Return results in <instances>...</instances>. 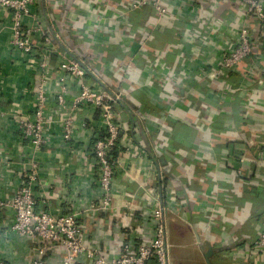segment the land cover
Instances as JSON below:
<instances>
[{"label":"crops","instance_id":"obj_1","mask_svg":"<svg viewBox=\"0 0 264 264\" xmlns=\"http://www.w3.org/2000/svg\"><path fill=\"white\" fill-rule=\"evenodd\" d=\"M135 1L38 0L25 19L31 23L36 17L48 34H58L60 51L89 62L90 70L102 61L96 68L103 72L95 74L109 98L118 97L117 112L125 118L118 145L126 182L118 185L114 209L86 211L89 200L100 195L93 146L88 133L77 129L70 143L62 141L67 111L47 101L49 147L33 150L19 139L17 123L32 116L39 77L31 59L12 53L9 19L0 28V154L9 163L0 170V197L10 195L17 179L32 172L29 163L37 161L36 211L79 213L89 242L109 253L136 231L142 243L148 241L151 229L141 216L148 207L137 201L152 199L151 190L160 196L165 180L164 220L178 221L190 233L184 246V231L176 230V248H195V264H206L208 248L211 264H264V251L253 254L249 245L253 233L264 229V48L255 43L229 73L221 68L239 22L248 28L254 23L243 18L240 0H179L160 19L147 5L125 11ZM48 78L50 98L55 86L53 75ZM74 117L89 124L95 115ZM180 201L187 210L183 216L172 209ZM10 216L0 212V261L30 264V243L8 232ZM213 247L225 251L216 255ZM182 258L188 256L173 253L171 260L191 263ZM45 264H61V258L49 253Z\"/></svg>","mask_w":264,"mask_h":264},{"label":"built area","instance_id":"obj_2","mask_svg":"<svg viewBox=\"0 0 264 264\" xmlns=\"http://www.w3.org/2000/svg\"><path fill=\"white\" fill-rule=\"evenodd\" d=\"M178 1L139 0L130 3L124 9L132 12L139 6L147 5L160 19L166 14L168 4ZM37 4L38 0H0V28L5 24L4 20L9 19L12 53L22 54L31 59L36 65L35 70L39 77L32 116L25 121H18L19 134L33 150L39 151L43 147H49L51 139L46 131L47 101L55 110L67 111V116L61 120L62 141L70 143L76 129L87 132L94 140L92 156L100 195L89 200L86 211L93 214L108 212L115 207L113 202L119 183L126 182L125 163L120 160L123 158L118 157L112 161L109 155L116 143H119V131L123 128L121 116L114 109L118 97L110 99L96 72L90 70L87 64L72 57L70 50L60 51L57 44L60 40L58 34H48L45 31L47 26L41 27L36 17L34 22L25 21L31 16ZM240 6L243 18H251L254 25L248 28L245 22H239L231 49L221 60V68L226 73L251 55V47L255 43L264 48V0H240ZM38 34L41 35V39H36ZM51 57H55L53 65ZM48 74L49 77L50 74L53 75L55 86L50 98L47 94V89L50 88ZM90 78H94L95 81ZM88 111L95 115L89 124L80 117L75 120L74 116L83 115ZM29 165L32 172L19 176L12 193L0 197V212L11 214L8 232L25 238L30 243L32 251L30 264H45L48 253L58 255L61 264H150L152 261L154 264H169L166 226L158 194L151 190L152 199L140 198L137 201L138 206L148 207L141 215L143 226L151 229L148 241L146 243L140 241L137 237L141 234L140 231H136L135 234L131 232L130 234L134 236L128 237V242L122 239L115 249L105 253L87 239L79 224V213L53 216L36 211L33 186L39 184L38 164L33 160ZM8 166L9 163L4 161L0 154V170ZM127 208L133 210L130 205ZM172 209L179 216H183L187 211L182 201L172 204ZM208 212L212 214L211 211ZM203 221L208 219L200 217L199 222ZM249 245L253 254L264 251V229L249 242ZM247 259L250 261L251 258ZM0 264H4L3 261H0Z\"/></svg>","mask_w":264,"mask_h":264},{"label":"rangeland","instance_id":"obj_3","mask_svg":"<svg viewBox=\"0 0 264 264\" xmlns=\"http://www.w3.org/2000/svg\"><path fill=\"white\" fill-rule=\"evenodd\" d=\"M165 226H166V243H167V249H168V261L169 264H174V260H171V258L173 257V253L174 255H178L179 253H183L185 254V257L188 256V259H184L185 261H189L191 260L190 264H195V257H197L196 253L193 251L194 249H192V247H185L182 249L176 248L175 245V240H176V230L180 231L183 230V238L182 240V244L188 245V243L185 241V239H188L189 236V230L187 229V227L184 225L182 226L178 221H174L172 223H167L165 220ZM185 241V242H184Z\"/></svg>","mask_w":264,"mask_h":264},{"label":"trees","instance_id":"obj_4","mask_svg":"<svg viewBox=\"0 0 264 264\" xmlns=\"http://www.w3.org/2000/svg\"><path fill=\"white\" fill-rule=\"evenodd\" d=\"M52 58H53L52 60L54 61V58H55V57H52ZM85 63H86V64H89V62H85ZM98 63H99V65H101V63H102L101 59H99V62H98ZM92 64H93V66H95V67H94V68H95V70H94L95 72H97V73L103 72V71H101L102 68H96V67H99V65H96L95 63H92ZM101 66H102V65H101ZM114 109H115L116 111H117V110L120 111L116 103L114 104ZM121 116H122V121L125 120L124 115H123L122 112H121ZM218 130H219V129L216 128L214 131H218ZM213 133H215V132H213ZM19 139H21V136H20V135H19ZM90 139H91L90 141L92 142V146H93L94 140H93L92 138H90ZM21 140H22V139H21ZM22 141H25V140H22ZM228 146H229V144L227 143V144H226V149H228ZM122 150H123V149H121V147H119V145L116 143V145L112 148L111 152L109 153V155H110V157H111V160H112V161H115L119 156H121L120 154L123 152ZM226 152H227L228 154H231V153L233 152V150H228V151H226ZM164 181H165V180H164ZM164 181H163V182L161 181V182L159 183V185H160V187H161L160 198H161V200H164V201H165V196H164V193H163V191H164L163 189L165 188V184H166V183H165ZM33 187H34V186H33ZM163 187H164V188H163ZM226 189H227V187H226ZM158 195H159V194H158ZM3 197H4V196H3ZM257 198H259V197H257ZM257 200L260 201V199H257ZM229 201H230V202H233L234 199L231 197V198L229 199ZM237 202H238V203H243L244 200L241 198V199L238 200ZM254 215H255V214H254ZM258 215H261V214H258ZM219 228H220V227H219ZM219 228H218V229H219ZM124 233L129 234L130 231H129V230H126V231H124ZM260 233H261V232H260ZM260 233H259V234H260ZM259 234H258V235H259ZM258 235L253 233V235H252L253 238H252V239L256 238ZM130 240L133 242V239L130 238ZM126 242H128V240H127ZM137 242H139V241H137ZM133 243H134V242H133ZM213 248H214V247H213ZM214 249H215V252H214V253H215V254L217 253L216 255H218V254L220 255L222 252L225 251L224 249H222V250H219L218 248H214ZM48 254H49V253H48ZM48 254H47V255H48ZM47 255H46V257H47ZM46 257H45V259H46ZM3 263H4V262H3ZM4 264H5V263H4ZM150 264H154V261L150 262Z\"/></svg>","mask_w":264,"mask_h":264},{"label":"water","instance_id":"obj_5","mask_svg":"<svg viewBox=\"0 0 264 264\" xmlns=\"http://www.w3.org/2000/svg\"><path fill=\"white\" fill-rule=\"evenodd\" d=\"M212 249L208 248L207 251L204 253L203 258L206 264H211L210 258L212 256Z\"/></svg>","mask_w":264,"mask_h":264}]
</instances>
